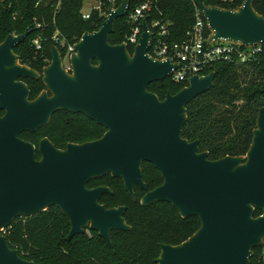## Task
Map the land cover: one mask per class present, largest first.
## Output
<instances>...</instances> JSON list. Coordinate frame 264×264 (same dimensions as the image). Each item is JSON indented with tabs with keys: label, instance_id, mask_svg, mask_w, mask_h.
<instances>
[{
	"label": "water",
	"instance_id": "water-1",
	"mask_svg": "<svg viewBox=\"0 0 264 264\" xmlns=\"http://www.w3.org/2000/svg\"><path fill=\"white\" fill-rule=\"evenodd\" d=\"M130 0L108 8L100 27L85 31L74 44L70 70L56 46L41 74L21 64L13 48L29 34H8L0 42V264H35L12 249L2 230L20 216L57 207L68 219L67 239L86 230L108 243L112 230H130L125 205L107 207L100 197L108 186L88 187L91 179L120 178L142 206L168 202L181 217L196 216L200 225L179 244H159L157 264H250L253 249L264 243V106L258 109L251 143L244 155L211 160L199 140L182 136L186 105L214 84L215 72L193 75L176 93L160 99L148 84L167 78L171 59L148 54L152 32L142 20L138 43L111 44L114 20L126 15ZM210 41L246 45L264 43V16L253 0L236 9L200 2ZM93 60L96 63H93ZM21 78H41L45 89L30 99ZM264 92V89H263ZM59 110L81 112L106 127L98 139L57 148L47 138L36 146L19 135L46 126ZM151 163L163 179L148 190L142 164ZM261 213L255 215V211Z\"/></svg>",
	"mask_w": 264,
	"mask_h": 264
},
{
	"label": "trees",
	"instance_id": "trees-1",
	"mask_svg": "<svg viewBox=\"0 0 264 264\" xmlns=\"http://www.w3.org/2000/svg\"><path fill=\"white\" fill-rule=\"evenodd\" d=\"M138 1L130 0L129 8ZM120 2L117 0L116 6ZM200 2L218 4L213 0H156L149 19L161 13L160 17L168 23V39L179 41L192 25L194 10ZM82 7L83 0H0V42L8 34H21L30 27V34L13 51L19 56L21 64L41 72L48 63L39 57L43 53L51 59L54 44L49 40L43 41L42 51L35 50L31 40L40 31L34 27V21L45 22L43 37L50 39L58 30L70 42H75L85 31L97 30L105 19L98 18L97 12L92 11L91 18L85 20L81 14ZM107 7L105 5L104 8ZM253 7L264 16V0H253ZM129 31L127 15L115 19L109 42L117 44L125 41ZM261 47L253 62L215 63L212 68L215 72L213 86L186 105L187 120L182 136L189 141L198 139V150L208 152L211 160L226 155H244L251 143L258 109L264 106V43ZM59 50L63 54V50ZM128 50L132 53L133 47L128 45ZM22 80L30 90V99L44 88L41 78ZM185 85L167 77L153 81L147 87L163 99L168 90L176 93ZM81 119L89 121L84 117ZM79 120L78 115L59 110L46 126L33 133L21 132L19 136L36 146V158H39L38 143L43 137H47L55 147L64 148L67 142H82L102 134V128L91 122L88 133L81 135L75 129ZM142 176L148 190L163 181L160 172L147 162L142 164ZM98 185L109 186L112 191L101 197V202L107 207L126 206L124 218L130 230H112L110 243L90 230L68 240L69 221L57 207L51 206L34 216L14 219L2 231L8 245L16 249L20 257L35 264H157L155 259L160 252L159 244H179L200 225L196 216L183 218L168 202L142 206L140 198L144 191L135 187L136 200H133L122 180L110 174L91 179L87 184L88 187ZM260 213L259 210L255 211V215ZM250 264H264V243L253 249Z\"/></svg>",
	"mask_w": 264,
	"mask_h": 264
},
{
	"label": "built area",
	"instance_id": "built-area-1",
	"mask_svg": "<svg viewBox=\"0 0 264 264\" xmlns=\"http://www.w3.org/2000/svg\"><path fill=\"white\" fill-rule=\"evenodd\" d=\"M10 1V0H8ZM117 0H93L94 4L88 12L81 10L82 18L85 20L91 18L92 11H96L98 18L108 16V8H116ZM156 0H139L131 8L127 9V22L130 25V31L125 37L127 45L134 47L140 38L142 32V20L147 17V25L152 32L148 54L155 59H171L174 65L170 75L168 76L175 83H188V79L193 75L204 76L212 71L215 63L233 62L235 64H243L253 62L257 59L262 50L261 45H246L239 43L219 40L210 41L211 32L208 24L203 17L200 7L194 10V21L185 37L179 41L168 39V23L160 15L151 17L150 12L153 9ZM218 3L228 5L224 8L236 9L241 6L245 0H213ZM59 5V4H58ZM58 5L56 10L58 9ZM107 5V8H104ZM104 19V20H105ZM53 24L55 18L53 17ZM45 22L34 21V27L40 31L32 40V46L37 51H42L43 41L49 40L59 50H63L62 62L63 66L70 70V55L74 52L75 42H70L56 30L50 39L42 36L45 28ZM60 51V50H59ZM40 60L49 63L43 53L40 55ZM4 230V229H3ZM2 230V231H3Z\"/></svg>",
	"mask_w": 264,
	"mask_h": 264
},
{
	"label": "flooded vegetation",
	"instance_id": "flooded-vegetation-1",
	"mask_svg": "<svg viewBox=\"0 0 264 264\" xmlns=\"http://www.w3.org/2000/svg\"><path fill=\"white\" fill-rule=\"evenodd\" d=\"M60 52V51H59ZM60 54H61V52H60ZM61 57H62V54H61ZM63 63V62H62ZM93 63H96V61L95 60H93ZM37 71V70H36ZM37 72H39V71H37ZM41 72H42V70H41ZM41 72H39L40 74H41ZM21 80H22V78H21ZM45 89V86H44V88L42 89V90H44ZM41 90V91H42ZM60 111H67V110H60ZM70 112V111H69ZM72 114H76V115H78L79 116V121L76 123V126H75V129L76 130H79L80 132H81V135L83 134V135H86L87 133H88V131H89V129L92 127L91 126V122H93L94 124H96V125H98V126H100L101 128H102V134L99 136V137H101L104 133H105V131L107 130L106 129V127L105 126H103V125H101V124H98L96 121H94V120H92L91 118H89V117H87L85 114H83V113H81V112H77V113H74V112H71ZM81 117L83 118H86V119H88L89 121L88 122H86L85 120H83V119H81ZM99 137H96V138H92V139H87V140H85V141H82V142H67L66 143V145L68 144V143H83V142H87V141H92V140H95V139H98ZM66 145H65V147H66ZM64 147V148H65ZM64 148H61V149H64ZM98 186H101V185H98ZM103 186H106V185H103ZM94 187H96V186H94ZM109 187V186H108ZM136 187V186H135ZM91 188V187H90ZM138 188V187H137ZM111 190V189H110ZM144 193H145V191H144ZM106 194H110V193H106ZM104 195V194H103ZM102 195V196H103ZM101 196V197H102ZM101 197H100V202H101ZM102 203V202H101ZM102 204H104V203H102ZM106 205V204H105ZM86 231H88V230H86Z\"/></svg>",
	"mask_w": 264,
	"mask_h": 264
},
{
	"label": "rangeland",
	"instance_id": "rangeland-1",
	"mask_svg": "<svg viewBox=\"0 0 264 264\" xmlns=\"http://www.w3.org/2000/svg\"><path fill=\"white\" fill-rule=\"evenodd\" d=\"M93 4H94L93 0H83L82 10L84 12H88L91 8V5H93Z\"/></svg>",
	"mask_w": 264,
	"mask_h": 264
}]
</instances>
